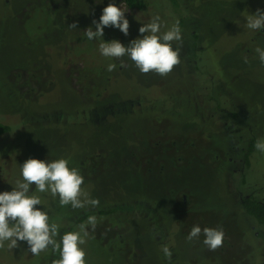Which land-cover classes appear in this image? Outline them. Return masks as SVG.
<instances>
[{
  "label": "rangeland",
  "instance_id": "1",
  "mask_svg": "<svg viewBox=\"0 0 264 264\" xmlns=\"http://www.w3.org/2000/svg\"><path fill=\"white\" fill-rule=\"evenodd\" d=\"M141 1V8L128 9L123 0H0V123L10 127L0 134V192L23 180L20 165L28 158H64L102 208L142 199L136 208L96 216L81 245L86 264H264V227L237 206L246 192L237 186L244 165L228 154L238 152L247 129L257 132L258 122L264 138V64L255 51L264 49V28H247V15L264 11V0ZM110 2L127 9L128 35L105 27L102 38L89 40L84 30H95L92 20ZM157 15L161 34L189 17V25L179 23L180 63L168 75L143 74L126 56L100 53L102 40L127 46L142 38L139 27ZM73 21L77 29L68 27ZM110 63L116 64L111 72ZM211 92L250 121L249 127L231 124L237 126L226 150L220 126L228 121H221ZM258 157L247 179L264 187V153ZM29 191L42 201L34 207L58 225L57 241L68 232V219L92 208L61 206L58 196L34 184ZM193 226L222 228L223 246L209 250L203 234L188 241ZM8 243L0 264H47L51 246L34 256L26 242L11 250Z\"/></svg>",
  "mask_w": 264,
  "mask_h": 264
},
{
  "label": "clouds",
  "instance_id": "2",
  "mask_svg": "<svg viewBox=\"0 0 264 264\" xmlns=\"http://www.w3.org/2000/svg\"><path fill=\"white\" fill-rule=\"evenodd\" d=\"M127 9L117 7L110 2L102 10L99 21L93 19L92 27L84 30L85 36L92 40L102 38L105 27L118 28L125 36L128 35L129 22L125 18ZM71 29H77V22L68 25ZM247 28L258 30L264 28V11L256 9L254 14L247 15ZM160 17H153L148 24L139 27L142 38H136L127 46L118 40L102 42L99 51L105 57H128L143 74L155 72L161 76L168 75L174 66L180 63V50L183 47L181 29L177 20L167 31L161 34ZM173 42H179V47L174 48ZM259 60L264 64V49L257 47ZM247 63V57L244 58ZM121 66L125 67L123 60ZM116 69V64L107 66L109 72ZM255 147L264 153V138H258ZM69 161L60 158L53 161H44L36 158H28L20 165V173L23 180L15 181L12 191L0 192V249L5 247L8 241V249L18 248L20 242H26L28 252L39 256L41 252L50 246L53 252L59 251V259H53L51 264H86L85 251L81 245L86 243L89 236L88 227L94 231L97 226V217L88 216L85 223L78 226V231L64 233L59 242L55 239L58 235V225L49 223V215L45 210L34 206L41 205L39 196L31 194L29 189L32 184L41 193L50 192L53 197L59 198L61 206L71 205L73 209L84 208L86 205L99 206L98 199L88 198V193L83 192L81 185L83 176L76 168H70ZM84 197V199H81ZM203 234V244L209 250L215 251L223 246L224 231L222 228L193 226L187 236L188 241L198 239ZM166 260L172 259L173 253L168 246L162 247Z\"/></svg>",
  "mask_w": 264,
  "mask_h": 264
},
{
  "label": "trees",
  "instance_id": "3",
  "mask_svg": "<svg viewBox=\"0 0 264 264\" xmlns=\"http://www.w3.org/2000/svg\"><path fill=\"white\" fill-rule=\"evenodd\" d=\"M172 0H170L171 2ZM178 1V0H177ZM181 1V0H180ZM173 2H175V0H173ZM123 3L125 4V6L128 9H134V8H141L143 6V2L141 0H123ZM189 17L186 18H178L179 23L183 24V25H189ZM188 19V20H187ZM189 35V38L191 40H197V34L194 35ZM189 39V40H190ZM199 60V59H198ZM197 70H198V62L196 64ZM207 74V73H205ZM216 86V84H215ZM212 89H214V87H212ZM211 101L216 103L215 107H220V112L218 111V109H216V111L218 112V114H220V118L221 121L224 118L226 121L228 122H224L223 126H220V134L222 136L221 138V142L223 144V146L226 147H222L224 150H226L228 147L231 146L232 141L229 139L230 138V132H232L233 127L235 128L237 125H234L233 127L231 126V124H240V125H246V127L250 126L249 123L250 121L247 118H240L239 116V111L236 108H232L230 109V107H223L221 104V102L219 103L215 94L213 92H211ZM220 105V106H219ZM236 109V110H235ZM102 112V111H99ZM98 112V113H99ZM104 113V112H103ZM259 122L258 124L255 126V130L257 132H260L257 130V128L259 127ZM10 130V127L7 126V124H2L0 123V134L2 133H6ZM253 133L250 128L247 129L246 133L244 135H240L243 136L241 139H243L244 137H246L244 140H239L240 142L237 144L239 150L238 152H236L235 154L233 153L232 150L228 151V154H232V155H237L240 157L241 162L243 163V172H239L238 176V182L239 184L237 186H242L243 188L245 187L246 192L243 194H240L238 196V209L243 212V214L249 218L251 221H253L255 224H257L258 226H262L264 227V187L263 186H252L250 185V182L248 181L247 177V173L249 170H252L253 167V159H259L258 157V151L255 147L256 141L258 139L259 134L258 133ZM228 163L230 165H232V162L228 161ZM131 198V204H129V206H122L121 205H116L115 207H109V208H102L101 205H99L98 207H93L92 208H87L86 210H80L76 213L77 218L75 219H71L67 221V226L66 229L67 231H73V225L76 224H81L83 223L88 216H100L102 218H106V217H111L114 216L115 214H118L119 212H122V208L126 207H132V208H136L138 207L137 201L142 202L141 198H134V197H130ZM126 205V204H124ZM91 207V206H89ZM105 207V206H103ZM80 212V213H79ZM146 220V219H145ZM59 238V236L57 238H55L56 240ZM59 242V241H57ZM49 258L47 261V264H51V261L53 259H57V257L59 256V251L53 252L52 248L49 250ZM28 262H31V260H29ZM46 263V262H45ZM44 263V264H45Z\"/></svg>",
  "mask_w": 264,
  "mask_h": 264
}]
</instances>
